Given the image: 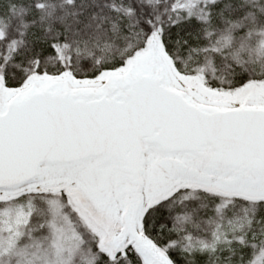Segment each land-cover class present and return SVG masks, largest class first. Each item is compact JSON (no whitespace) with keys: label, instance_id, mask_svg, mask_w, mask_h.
I'll return each mask as SVG.
<instances>
[{"label":"snow or ice","instance_id":"obj_1","mask_svg":"<svg viewBox=\"0 0 264 264\" xmlns=\"http://www.w3.org/2000/svg\"><path fill=\"white\" fill-rule=\"evenodd\" d=\"M0 264H264V0H0Z\"/></svg>","mask_w":264,"mask_h":264}]
</instances>
